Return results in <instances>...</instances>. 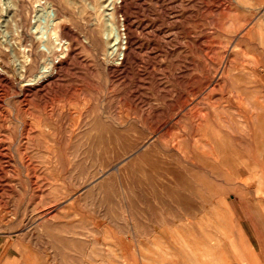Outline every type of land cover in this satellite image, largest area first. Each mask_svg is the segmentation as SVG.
I'll use <instances>...</instances> for the list:
<instances>
[{
	"label": "rangeland",
	"instance_id": "374dc122",
	"mask_svg": "<svg viewBox=\"0 0 264 264\" xmlns=\"http://www.w3.org/2000/svg\"><path fill=\"white\" fill-rule=\"evenodd\" d=\"M263 20L264 0H0L2 232L36 252V214L99 218L147 242L151 209L224 197L205 155L264 130Z\"/></svg>",
	"mask_w": 264,
	"mask_h": 264
},
{
	"label": "crops",
	"instance_id": "0c3cea01",
	"mask_svg": "<svg viewBox=\"0 0 264 264\" xmlns=\"http://www.w3.org/2000/svg\"><path fill=\"white\" fill-rule=\"evenodd\" d=\"M261 22L257 20L258 27ZM259 132H251L240 149L225 145L223 153H216L220 155H205L224 166L220 171L214 168L202 172L203 181L224 187V197L213 205L204 209L196 206L192 211L184 205L166 211L153 208L146 213L148 223L154 228L160 225L162 237L139 243L135 238L121 239L119 234L105 237L111 227L99 218L91 225L55 222L54 229L46 228L40 225L45 216L36 214V252L26 248L23 239L7 236L2 232L7 227L0 225V264H264V130ZM234 164L240 174L237 189L243 191L237 196L232 192ZM250 166L262 168L254 171ZM47 214L49 223L57 218L56 214ZM134 220L130 216L127 222L132 225ZM116 221L122 222L120 217ZM190 225L198 238L192 239L193 253H185L189 237L185 238L183 231ZM122 246L139 248L126 252Z\"/></svg>",
	"mask_w": 264,
	"mask_h": 264
},
{
	"label": "bare ground",
	"instance_id": "6f19581e",
	"mask_svg": "<svg viewBox=\"0 0 264 264\" xmlns=\"http://www.w3.org/2000/svg\"><path fill=\"white\" fill-rule=\"evenodd\" d=\"M42 7V6H41ZM60 14V13H59ZM56 20H58V16L56 15L55 16V19L52 21V23H53V25H55V27H56V24H57V21ZM66 25V24H65ZM45 33V32H44ZM51 40V44H52V46L54 45V43L52 42V41H54V40H52V39H50ZM27 54V53H26ZM39 67V66H38ZM47 70V69H46ZM49 70V69H48ZM51 70H52V68H51Z\"/></svg>",
	"mask_w": 264,
	"mask_h": 264
}]
</instances>
